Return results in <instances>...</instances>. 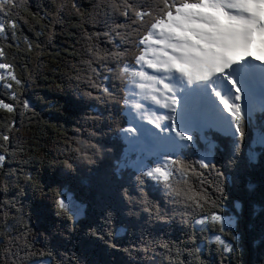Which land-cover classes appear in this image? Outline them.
Returning a JSON list of instances; mask_svg holds the SVG:
<instances>
[{"label":"snow or ice","instance_id":"snow-or-ice-1","mask_svg":"<svg viewBox=\"0 0 264 264\" xmlns=\"http://www.w3.org/2000/svg\"><path fill=\"white\" fill-rule=\"evenodd\" d=\"M66 20L84 57L76 79L85 90L74 104L89 130L64 137L59 178L40 187L83 168L95 167L97 179L90 211L58 189L53 220L24 203L39 177L27 167L35 146L20 129L32 106L24 100L21 110L27 82L16 69ZM257 36L264 0H47L34 10L0 0V85L9 97L0 109L11 114L0 126V264H103L97 257L110 250L126 254L122 264H264V122H255L264 60L249 51ZM217 131L230 137L223 147ZM177 215L191 224L186 241L166 238ZM197 231L207 233V259Z\"/></svg>","mask_w":264,"mask_h":264},{"label":"trees","instance_id":"trees-1","mask_svg":"<svg viewBox=\"0 0 264 264\" xmlns=\"http://www.w3.org/2000/svg\"><path fill=\"white\" fill-rule=\"evenodd\" d=\"M40 2H47V0L24 1L26 5L31 4L33 10ZM82 3L87 7L90 0H82ZM24 13L29 15L27 8L24 9ZM74 23V20H66L62 27L55 29L54 36L40 37L37 42L44 44V50L39 55L33 53L27 60L20 59L19 62L26 66L16 69L17 75L22 76L27 82L22 95H20L21 110H23L24 100H28L32 106V111L25 112L24 127L20 129V134L26 138L28 144L35 146V151L30 153L31 159L27 167L32 170L33 175L39 177L38 185L35 188L28 187L24 203L30 205L32 211L38 207H46L53 220L57 219L54 197L58 189L70 193L72 198L85 206L86 211H90L92 207L90 198L92 188L83 192L76 177L71 181L60 179L57 184L48 185L42 189L40 187V185H47L49 176L58 177L57 166L59 169L63 167L62 161L56 165L53 163L56 159L60 160L63 157H58V150L64 144V137L74 139V133L81 129L83 111L75 106L74 101L76 100V90L78 88L81 92L85 90L83 80L76 79L84 57L80 54V45L75 43L77 36L73 34L76 31L72 28ZM23 34L30 38L35 37V32L30 31L28 27L24 28ZM73 47L76 48L75 52ZM9 59H11V54ZM0 98L9 102L8 94L2 85H0ZM11 102L16 103L15 101ZM10 115L6 110L0 109V126ZM19 119L17 115V120ZM255 122L257 125L264 122V114H261L259 110L255 111ZM87 128L88 126H85L81 131L87 134ZM214 139L223 147L230 137L217 131L214 133ZM120 151L121 145L117 141L115 155H119ZM221 155L222 153H217L218 159ZM94 171L95 169L92 172ZM46 197L50 199H45ZM225 203L227 205V201ZM27 210L29 209L26 208ZM191 234V224L182 225L180 217L177 215L175 224L172 230L166 234V238L173 241H186ZM196 236L198 241L204 242V258L207 259V240L205 239L207 233L201 234L197 231ZM129 239L128 235L123 234L118 238V243L121 246H126ZM97 258L103 264H122L126 259V254L122 251L110 250Z\"/></svg>","mask_w":264,"mask_h":264},{"label":"rangeland","instance_id":"rangeland-1","mask_svg":"<svg viewBox=\"0 0 264 264\" xmlns=\"http://www.w3.org/2000/svg\"><path fill=\"white\" fill-rule=\"evenodd\" d=\"M249 51H250L251 56L253 58L260 57L261 60H264V39H262L261 37L257 36L255 38L254 42L252 43L251 47L249 48ZM258 88H259V86L257 85V91H258ZM259 99H260L259 95H257L256 98H255L256 110H259ZM123 119L127 120V116H124ZM114 127H115V125H114ZM87 129L89 130V128H87ZM80 130H82V129H80ZM88 130H87V132H88ZM85 135H87V134L85 133ZM121 144H122V142H120V145ZM63 159H64V157H61L60 160L56 159L55 163H53V164L56 165V164L59 163V161H63ZM111 162H112V158H110V160L107 161L106 163H111ZM57 167H56V173H57V175L59 177V170L60 169L57 168ZM94 169H95V171L92 172ZM76 178H77V182L79 183V186L81 187L82 191L86 192L88 189H91L94 186V184H95V181L97 179L96 168L93 167V169L91 171H89L88 168H83L81 170L80 175H78ZM66 193L70 197H72L70 193H68V192H66ZM40 197L42 198V195H40ZM45 199H50V198L46 197ZM121 235H123V233Z\"/></svg>","mask_w":264,"mask_h":264},{"label":"bare ground","instance_id":"bare-ground-1","mask_svg":"<svg viewBox=\"0 0 264 264\" xmlns=\"http://www.w3.org/2000/svg\"><path fill=\"white\" fill-rule=\"evenodd\" d=\"M222 132V131H221ZM224 133V132H223Z\"/></svg>","mask_w":264,"mask_h":264}]
</instances>
